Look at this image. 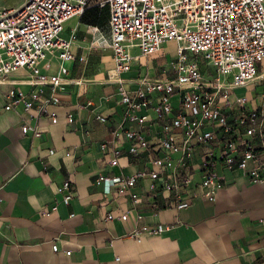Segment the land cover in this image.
I'll return each instance as SVG.
<instances>
[{
	"label": "crops",
	"instance_id": "obj_1",
	"mask_svg": "<svg viewBox=\"0 0 264 264\" xmlns=\"http://www.w3.org/2000/svg\"><path fill=\"white\" fill-rule=\"evenodd\" d=\"M68 22L61 37L69 40L75 31L73 52L85 61L65 64L68 74L62 76L61 89L56 92L59 103L49 107L57 115L56 124L46 117L29 118L21 107L4 110L9 89L25 93L34 89L28 70L20 69L0 84V264H264V183L254 184L238 171H223L225 187L215 202L195 198L180 211L171 199L148 198L133 205L128 192L117 194L113 189L106 194L102 185L95 184L99 176L141 175L133 192L148 190V174L157 171L152 162L163 157L156 142L160 124L145 109L137 113L147 117L144 127L125 119L126 107L120 97L122 93L132 97L144 82L171 79L176 45L166 42L150 57H141L133 49L130 70L118 75L110 52L105 67L113 75L104 70L89 74L93 64L89 52L98 43L86 46L78 25L64 35ZM47 61L50 65L43 72L56 75L58 60L51 57ZM257 77L233 95L246 96L251 109L262 102L264 69L258 70ZM49 93L45 87L44 96ZM148 97L154 104L157 94ZM177 100L176 96L172 99L174 106ZM69 115L72 123L67 122ZM98 116L107 121L99 122ZM23 124L42 137L23 136ZM117 128L142 131L152 148L131 157L130 144L119 136L116 146L121 154L117 166H111L113 147L103 151L101 144ZM210 151L209 146L194 150V186L200 182L199 168ZM66 180L72 187L69 205L56 193ZM192 193L183 197L190 198ZM53 206L56 212L46 214ZM124 213H128L126 222L119 219ZM109 214L113 219L106 221ZM156 225L164 228L158 236L144 237L140 243L128 237L143 226Z\"/></svg>",
	"mask_w": 264,
	"mask_h": 264
},
{
	"label": "built area",
	"instance_id": "obj_2",
	"mask_svg": "<svg viewBox=\"0 0 264 264\" xmlns=\"http://www.w3.org/2000/svg\"><path fill=\"white\" fill-rule=\"evenodd\" d=\"M16 7L0 9V84L9 75L26 69L34 87L30 92L15 88L5 94V111L21 107L29 118L46 117L57 123V115L49 110L59 99L62 76L68 74L67 63H83L84 57L73 52L75 31L69 40L63 39L66 22L97 8L108 15V48L116 75L128 72L137 49L141 57L156 54L166 42L176 45V55L170 63L171 79L144 82L132 97L122 93L125 119L140 127L147 124L146 116H138L141 109L150 110L160 124L157 139L162 158L152 164L157 171L148 174L150 185L144 193L133 192L141 175L99 176L96 185L104 193L113 189L117 194L128 192L133 205L142 199H171L178 211L187 209L195 198L215 202L225 187L223 171H238L254 184L264 183V92L262 102L255 108L248 106L246 96L233 97L255 80L264 63V0H19ZM58 60V73L43 72L49 67L48 58ZM202 67L213 73L205 80ZM48 87L49 95L44 96ZM143 88V89H141ZM155 93L153 104L148 94ZM177 97V105L172 99ZM233 97V98H232ZM105 123L104 117L96 118ZM71 115L67 122L72 123ZM23 136L41 138L42 134L27 124L21 126ZM122 136L130 144L128 155L150 150L151 144L142 131L117 128L101 150L113 147L111 166H117L121 154L116 146ZM209 146L199 168L197 186L193 184L191 165L194 150ZM53 150L49 151L52 155ZM69 156V154H66ZM166 171H168L166 173ZM192 191L190 198L184 194ZM61 202L69 205L71 182L66 180L56 189ZM56 212L53 206L46 214ZM113 219L109 214L106 221ZM119 219L126 222L128 213ZM162 225L143 226L128 237L140 243L144 237L158 236ZM57 252L56 245L52 247ZM70 255V252H66Z\"/></svg>",
	"mask_w": 264,
	"mask_h": 264
},
{
	"label": "rangeland",
	"instance_id": "obj_3",
	"mask_svg": "<svg viewBox=\"0 0 264 264\" xmlns=\"http://www.w3.org/2000/svg\"><path fill=\"white\" fill-rule=\"evenodd\" d=\"M18 5H20L19 0H0V9H2L3 7H16ZM90 22L91 15H88L84 18L80 16L78 18L72 19L68 22V27L64 32V35H70L75 25H78L79 37L80 39L85 40V42L87 43L86 46L95 41L98 43V47L91 48L89 52V54L92 55L90 56L91 60H93V64L88 69L90 71L89 74H95L98 70H104L105 72H107L108 68L105 67V63L109 60L110 50L107 47L108 25L106 18L104 16H100L99 19H96V22L94 24ZM102 61L103 63L101 64ZM259 68V72H261L262 69H264V63H261ZM201 69L203 71V74L205 75V80H210L213 75L211 70L208 67H202ZM108 72H111L112 74V69Z\"/></svg>",
	"mask_w": 264,
	"mask_h": 264
},
{
	"label": "trees",
	"instance_id": "obj_4",
	"mask_svg": "<svg viewBox=\"0 0 264 264\" xmlns=\"http://www.w3.org/2000/svg\"><path fill=\"white\" fill-rule=\"evenodd\" d=\"M88 15H91V22L90 23L94 24L96 22V19H99L100 16H104L106 18L107 25H108V15L105 11L99 10L97 8H92V9L84 12L81 16L84 18Z\"/></svg>",
	"mask_w": 264,
	"mask_h": 264
},
{
	"label": "bare ground",
	"instance_id": "obj_5",
	"mask_svg": "<svg viewBox=\"0 0 264 264\" xmlns=\"http://www.w3.org/2000/svg\"><path fill=\"white\" fill-rule=\"evenodd\" d=\"M260 77H261V76H260ZM260 77H256V78L258 79V78H260ZM256 78H255V79H256Z\"/></svg>",
	"mask_w": 264,
	"mask_h": 264
}]
</instances>
